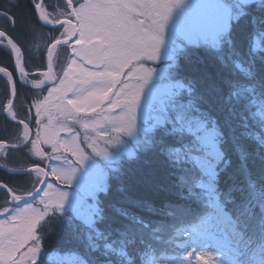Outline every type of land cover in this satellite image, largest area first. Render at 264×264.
<instances>
[{"label":"snow or ice","instance_id":"1","mask_svg":"<svg viewBox=\"0 0 264 264\" xmlns=\"http://www.w3.org/2000/svg\"><path fill=\"white\" fill-rule=\"evenodd\" d=\"M101 7L110 12V35L150 57L143 119L122 130L118 150L98 152L104 159L68 185L70 197L57 194L55 214L45 213L47 232L5 241L4 264H48L53 233L80 245L54 253L55 264H89L85 252L101 241L121 255H142L165 231L181 239L185 255L194 249L192 258L200 253L208 264L217 253L224 264H251L257 253L264 261V189L246 191L256 187L246 141L254 138L264 162V51L254 43L264 36V0H108ZM250 127L258 133L242 131ZM134 183L150 195H138Z\"/></svg>","mask_w":264,"mask_h":264},{"label":"rangeland","instance_id":"2","mask_svg":"<svg viewBox=\"0 0 264 264\" xmlns=\"http://www.w3.org/2000/svg\"><path fill=\"white\" fill-rule=\"evenodd\" d=\"M106 2L108 0H84L74 6L79 20V37L73 43V55L65 69H54L57 82L44 93L43 102L36 104L41 108L48 103L57 114L53 123L44 121L39 131L41 144L51 153L49 181L36 200L0 212V264H4L5 241L12 242L18 237L16 242L23 243L30 238L48 217L45 213L49 209L51 214L54 213L57 194L68 193L70 197L74 188L68 185L78 184L94 161L104 159L102 155L98 157V152L118 150L121 145L117 141L126 134L122 130L133 122L138 128L139 120L143 119L142 97L147 96L151 85L145 77L153 65L148 63L150 57L137 43L110 35L113 28L110 12L101 7ZM43 12L48 20L55 22L45 9ZM64 33L69 37L71 27L64 28ZM23 71L22 80L27 76ZM44 80L32 85L40 86ZM9 95L5 113L11 102V91ZM26 137L24 133V139ZM35 144L34 149L40 154ZM74 170L76 175L69 180ZM36 175L42 182L43 174ZM216 255V264H224L219 254ZM204 263L208 264L206 260Z\"/></svg>","mask_w":264,"mask_h":264},{"label":"trees","instance_id":"3","mask_svg":"<svg viewBox=\"0 0 264 264\" xmlns=\"http://www.w3.org/2000/svg\"><path fill=\"white\" fill-rule=\"evenodd\" d=\"M83 1L72 3L69 0H44L43 7L52 20L60 22L72 18L71 4L77 6ZM38 2L39 0H35V3L32 0H0V31L8 35L21 49L23 69L27 74L26 77H23V80L27 84H32L42 79L41 73L47 71L48 67V48L54 42L66 38L64 27L51 28L39 21L35 7ZM254 43L258 50L264 51V36L256 37ZM73 46L74 44L59 47L53 62L55 70L66 68L73 55ZM240 59L247 63L245 57ZM0 67L9 71L16 81L17 97L14 104L16 119L26 122L33 121L31 128L34 131L38 126L34 124L37 118L34 116L33 103L38 101L48 89L35 90L29 85L22 83L17 74L13 53L10 47L1 39ZM250 82L255 85L254 71ZM9 94L8 77L0 74V143L5 142L8 145L15 146L24 142V130L23 127L8 120L5 116L4 110L7 100L10 98ZM242 131L258 133L259 130L250 127L246 130L242 129ZM246 143L250 153L248 161L249 171L251 179L256 184L255 188H246V191L256 193L264 189V162H261L256 155L257 143L254 138L246 141ZM259 151L260 155L264 156V149H259ZM0 164L11 170H24L36 166L44 167L45 161L34 154L30 143L27 147L20 150L5 149L0 156ZM0 183L8 186L17 195L28 196L38 188L41 179L35 173L13 175L0 169ZM134 187L138 195H150L142 185L134 183ZM10 206L9 195L0 188V212ZM55 212L56 209L52 215ZM48 219L49 216L38 226L44 232H47L49 228V224L46 223ZM254 222L257 224L259 222L258 210ZM66 241L67 237L58 233L50 235L46 241L49 253V256L46 257L48 264H55L54 253L63 255L65 254V249L71 250L72 247H80L75 241L71 243ZM105 243L106 241H101L100 246L94 252H85V255L89 258V264H129L130 259L132 264H198L196 260H199L200 264H206L204 263L205 260H201L200 253H196V260L192 258L194 249L185 255L184 249L180 246L181 239L177 238L175 233L171 231L162 232L156 239L143 246L142 255L133 249H129V254L121 255V249L118 245L106 249L104 247ZM258 247H264V243L258 244ZM81 251H84L82 247ZM256 256L257 259L252 260L251 264H264V261L259 260V253Z\"/></svg>","mask_w":264,"mask_h":264},{"label":"water","instance_id":"4","mask_svg":"<svg viewBox=\"0 0 264 264\" xmlns=\"http://www.w3.org/2000/svg\"><path fill=\"white\" fill-rule=\"evenodd\" d=\"M32 1H33V3H35V0H32ZM43 4H44V0H40V2L38 4H35L39 21L43 25H45L47 27H51V28H57V27H61V26H65V27L70 26L72 28L73 32H72L71 36L68 37L67 39L56 41L49 47V49L47 51L48 70L45 73V81L40 86H31L32 88L37 89V90L46 89L50 86H53L56 83V78L54 75V69H53V64H52L53 56L60 46H64V45H68V44L73 43L74 41H76V39L79 36V27H78L77 19H75L74 21L67 19V20H62V21L57 22V23L51 22L49 20L44 21L42 19V13L44 11ZM71 13H72V15H75L74 7L71 8ZM0 39H3L9 45V47L13 53V56H14V61H15L17 73L21 79L22 74H25V72L23 71V68H22L23 58H22L21 49L8 35H6L5 33L1 32V31H0ZM0 73L7 75L10 79L11 102L6 107V116L10 121L23 126L29 133L28 139L22 145L12 146V145H8L7 143L3 142V143H0V147L3 149H12V150L22 149L29 144V142L32 138V131L30 130V128L28 127V125L26 123L19 122V121L15 120L13 115L10 114V112L13 108V105L15 103L16 96H17L16 90H15V80L9 71H7L1 67H0ZM37 148H38L39 153H41V155L44 158L47 157V154L45 153L40 142H38ZM0 169H2L5 172H8L10 174H13V175H23V174H30V173H35V172H43V174H44V179H43L41 185L38 187V189L32 195H30L29 197H26V198H18V196L15 195L10 190L9 187L4 185L3 183H0V188L7 192V194L9 195V198H10V204L14 205V206H22L26 203L34 201L37 197L40 196L41 192L43 191V189H44V187L48 181V172L46 169H44L42 167H34L31 169H26V170H10L9 168L0 164Z\"/></svg>","mask_w":264,"mask_h":264},{"label":"flooded vegetation","instance_id":"5","mask_svg":"<svg viewBox=\"0 0 264 264\" xmlns=\"http://www.w3.org/2000/svg\"><path fill=\"white\" fill-rule=\"evenodd\" d=\"M18 74V73H17ZM18 77H19V75H18ZM14 78V77H13ZM19 79H20V77H19ZM15 80V79H14ZM41 99H43V97H41L40 99H38V101L39 102H43ZM38 101H36V102H34L33 103V108H34V116L37 118L36 119V121L34 122V124L35 125H37V126H40V127H42V124H43V122L45 121H51V123H53V121L54 120H56L57 119V114L55 113V111H52L53 109H51L50 107H49V104L47 103V104H45V106L44 107H41V108H38V107H36V104L37 103H39ZM12 111L14 112L13 114H14V116H15V111H14V106H13V108H12ZM15 118H16V116H15ZM24 123H26L28 126H29V128L30 129H32L31 128V126H32V123H33V121H28V122H26V121H23ZM32 131H33V129H32ZM24 133H25V131H24ZM35 139H36V129L33 131V137H32V140H31V142L30 143H32L33 144V142L35 141ZM34 148V146L33 145H31V149H33ZM34 154L36 155L37 154V152H35L34 151ZM48 154V153H47ZM38 155V154H37ZM36 155V156H37ZM49 155V154H48ZM41 160H44L45 161V166H46V160L49 158V157H47V158H43V157H41V156H38ZM44 166V167H45Z\"/></svg>","mask_w":264,"mask_h":264},{"label":"bare ground","instance_id":"6","mask_svg":"<svg viewBox=\"0 0 264 264\" xmlns=\"http://www.w3.org/2000/svg\"><path fill=\"white\" fill-rule=\"evenodd\" d=\"M42 19L44 21H48V17L46 16L45 12L42 13Z\"/></svg>","mask_w":264,"mask_h":264}]
</instances>
